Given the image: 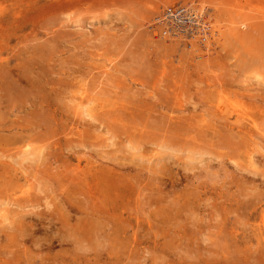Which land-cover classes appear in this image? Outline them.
Instances as JSON below:
<instances>
[{"label": "rangeland", "instance_id": "374dc122", "mask_svg": "<svg viewBox=\"0 0 264 264\" xmlns=\"http://www.w3.org/2000/svg\"><path fill=\"white\" fill-rule=\"evenodd\" d=\"M177 5L195 13L192 26L160 22ZM80 96L102 125L81 116ZM224 99L264 113V0H0V263L264 264V144L252 153L228 129L233 113L223 125ZM24 143L44 150L41 164L22 157ZM131 143L143 168L114 160L131 158ZM158 143L182 150L154 167ZM191 145L208 169L186 168ZM98 171L126 178L113 207L78 183ZM12 197L11 210L35 208L21 237L9 226Z\"/></svg>", "mask_w": 264, "mask_h": 264}, {"label": "bare ground", "instance_id": "6f19581e", "mask_svg": "<svg viewBox=\"0 0 264 264\" xmlns=\"http://www.w3.org/2000/svg\"><path fill=\"white\" fill-rule=\"evenodd\" d=\"M195 14V13H194ZM263 15V14H262ZM263 20V19H262ZM206 46V45H205ZM222 92V91H221ZM220 93V92H219ZM218 93V94H219ZM70 95V94H69ZM223 95V94H222ZM77 96V95H76ZM75 96V97H76ZM87 96H89L88 94H87ZM217 96V95H216ZM70 97V96H69ZM82 97H84V96H82ZM218 97V96H217ZM224 97V96H223ZM79 98V97H78ZM222 98V97H221ZM80 99V100H79ZM78 99V101L76 102L75 101V103L76 104H74V105H76V106H79V107H81V110H84L85 111V107L88 105V103L89 102H91L90 101V99H88L89 101L87 102L86 100H84L85 102H87L86 104H83L82 103V101H81V96H80V98ZM217 99V98H216ZM227 99V98H226ZM226 99H224V101H222V100H219L218 101V108L216 109V110H218L219 111V117H221L223 120H221L222 122L224 121V120H226V114L227 113H233L235 116V122L233 123H231V121H224L223 122V125L224 124H228V129L230 130V131H236V133H237V135L236 136H239L240 135V137H242V140H244V143L246 144V146H250V145H253V149H252V153L253 152H257L258 151V148L257 147H259L260 146V144H264V116L262 117H258V115L259 114H261V115H263L264 113L263 112H259L257 115H256V113H254L253 111H256V110H254V108L253 107H250V106H246V105H241L240 106V104L238 103V104H228L227 102H226V104L225 105H223L222 106V104L223 103H225V100ZM67 100V99H66ZM72 100V99H71ZM231 100V99H230ZM68 101H70V99H68ZM73 101V100H72ZM71 102V101H70ZM68 103V102H67ZM72 104V103H71ZM228 104V105H227ZM73 105V104H72ZM216 105H217V103H216ZM215 110V109H214ZM213 110V111H214ZM215 110V111H216ZM97 111H99V110H97ZM132 111H134V110H132ZM217 111V112H218ZM106 113V112H105ZM114 113V112H113ZM128 113V112H127ZM126 113V114H127ZM80 114H82L81 116L83 117V114L84 115H86L87 117H89V118H91L90 120L91 121H93V120H96V121H98V125H100L101 123H102V120L100 121L99 119L103 116H101L100 118H98L96 115H90L89 114V111L86 109V111L84 112V113H80ZM95 114V113H94ZM104 114V113H103ZM212 114V113H211ZM214 114V113H213ZM212 114V115H213ZM232 114V115H233ZM100 115V114H99ZM119 115V114H118ZM131 115V114H130ZM229 115V114H228ZM124 116V115H123ZM74 117V116H73ZM85 117V116H84ZM104 117V116H103ZM116 116H114V118H115ZM174 117V116H173ZM105 118V117H104ZM108 118V117H107ZM106 118V119H107ZM111 118V117H110ZM121 118V117H120ZM214 118V117H213ZM220 118V119H221ZM80 119V118H79ZM169 119V118H168ZM171 119V118H170ZM217 119V118H216ZM116 120V119H115ZM114 120V121H115ZM119 120V119H118ZM121 120V119H120ZM126 121H128L127 119H125ZM204 120V119H203ZM106 120L105 119H103V122H105ZM202 121V120H201ZM72 122V121H71ZM121 122V121H120ZM129 122V121H128ZM128 122H126V124L128 123ZM221 122V123H222ZM226 122H228V123H226ZM112 123V122H111ZM116 123V122H115ZM118 126H120L118 123H116ZM115 124V125H116ZM174 124V123H173ZM82 125V124H81ZM102 125V124H101ZM205 125V124H204ZM203 125V126H204ZM68 127V126H67ZM92 127V126H91ZM90 127V128H91ZM104 127L105 128H107V130L109 131V129H110V125L108 126V124L106 123V125H104ZM126 127V126H125ZM124 127V128H125ZM181 127V126H180ZM104 128V129H105ZM126 128H128V127H126ZM125 128V129H126ZM143 128H146V127H143ZM167 128V127H166ZM97 129V128H96ZM96 129H95V131H96ZM107 130H104L105 132L107 131ZM122 130V129H121ZM207 130V129H206ZM223 130V129H222ZM225 130V129H224ZM228 130V131H229ZM85 131V130H84ZM169 131V130H168ZM225 131H227V130H225ZM111 132V131H110ZM123 132V131H122ZM125 132H126V130H125ZM124 132V133H125ZM200 132V131H199ZM217 132V131H216ZM81 133V132H80ZM106 133H109V132H106ZM105 133V134H106ZM191 133V132H190ZM227 133V132H226ZM225 133V134H226ZM230 133V132H229ZM82 134V133H81ZM130 134V133H129ZM217 134V133H216ZM224 134V133H223ZM109 137H110V135L109 134H107ZM112 135V134H111ZM127 135V134H126ZM125 135V136H126ZM131 135V134H130ZM133 135V134H132ZM143 135V134H142ZM158 135V134H157ZM122 136V135H121ZM140 136V135H139ZM160 136V135H159ZM165 136V135H164ZM194 136H195V134H194ZM224 136V135H223ZM229 136V135H228ZM83 137V136H82ZM112 137V136H111ZM110 137V138H111ZM127 137H129V136H127ZM126 137V138H127ZM196 137V136H195ZM109 138V139H110ZM130 138V137H129ZM129 138H128V140H127V142L129 143L130 142V140H131V138H130V140H129ZM134 138V137H133ZM132 138V139H133ZM139 138V137H138ZM141 138H143V136L141 137ZM165 138V137H164ZM109 139H107L108 140V142H109ZM112 140V142L110 143L111 145H113V146H117L113 151H112V153H116V151H118L119 149H118V145L117 144H121V143H117V142H115L114 141V138H111ZM124 140H125V138H124ZM134 140V139H133ZM141 140V139H140ZM198 140V139H197ZM121 141H123V140H121ZM136 141V140H135ZM135 141H134V143H135ZM160 141H161V139H160ZM163 141H164V139H163ZM125 142H126V140H125ZM145 142V141H144ZM162 142V141H161ZM172 142H174V141H172ZM27 143H29V142H27ZM79 144H80V142H78ZM81 143H82V140H81ZM100 143V142H99ZM102 143V142H101ZM143 143V142H142ZM141 142H140V144H142ZM146 143V142H145ZM160 143V142H159ZM159 143H158V145H159ZM163 143V142H162ZM25 144V143H24ZM98 144V143H97ZM132 144L133 143H131L130 145H129V148H128V150H130L129 152L131 153V160L128 158L127 159V157L128 156H126V157H120L119 158V156L117 157V156H114L115 158H114V160H122L123 162H120L119 164L120 165H124V164H126V163H132L134 166H142L141 168H143V162H145V161H147L148 160V157H147V155L146 154H144V152L142 153L141 151H140V149H141V146H140V148H138V146L136 145V147H133V146H135V145H133L132 146ZM147 144V143H146ZM152 145H153V143H151ZM172 144V143H171ZM248 144V145H247ZM31 145V144H30ZM33 145V144H32ZM103 145V144H102ZM104 145H105V143H104ZM103 145V146H104ZM106 145H107V142H106ZM125 145V144H124ZM175 145V143L173 144V145H170V144H168V145H159V146H157V145H154V146H157V148H159V149H157L158 151L157 152H155V153H157V156L154 158V159H152V161H150L151 163H153L154 165V167H155V165L156 164H158V162H161L162 163V161H164V162H166L165 160L166 159H171L173 156H175V155H178V152H180V149L181 148H179L180 146L179 145H177V146H179V147H177V146H174ZM195 145V144H194ZM110 146V145H109ZM145 146V145H144ZM45 147V146H44ZM126 147V146H125ZM191 147H193V145H191ZM22 152H21V155H22V157H25V159H26V161H28L29 159L30 160H32L33 162L34 161H36V163H37V161L39 162V164H41L40 163V158H41V154H45L44 153V150H41L40 148L38 149H36V147L34 148V147H32V146H29L28 144H25V146L23 145L22 146ZM104 148V147H103ZM193 148H195V149H197V150H195V149H193ZM193 148H188L186 151L188 152V154H186L185 153V157H187V159H189V161L187 162V164H186V168L187 169H193V168H196L197 167V169L198 168H203V169H208L209 168V162H208V157L209 156H205V153H207V152H204L203 150H199L200 149V147L198 148V146L196 147H193ZM262 148H264V146L262 147ZM112 149V148H111ZM143 149H145V148H143ZM137 150V151H136ZM142 150V149H141ZM148 150V149H147ZM182 150V149H181ZM260 150V149H259ZM262 150V149H261ZM155 151H156V148H155ZM263 151V150H262ZM122 152V151H121ZM183 152V151H182ZM182 152H181V155H182ZM185 152V151H184ZM259 152V151H258ZM101 153V152H100ZM106 153H109V152H106ZM124 153V152H123ZM145 153H146V151H145ZM149 153V152H148ZM151 153V152H150ZM149 153V154H150ZM247 153V155H248V157L250 158V159H253L252 158V156H250V153H249V151L248 152H246ZM103 154H105L104 152H103ZM102 154V156H105V155H103ZM128 154V153H127ZM116 155V154H115ZM124 155H125V153H124ZM123 155V156H124ZM152 156H153V154H151ZM253 155V154H252ZM45 156V155H44ZM43 156V158H45ZM112 156V155H111ZM183 156V155H182ZM205 156V157H204ZM7 157H9V158H11L10 156H8L7 155ZM106 157V156H105ZM207 157V158H206ZM254 157V156H253ZM29 158V159H28ZM43 158L41 159V160H43ZM107 158V157H106ZM105 158V159H106ZM110 158V157H109ZM113 158V157H112ZM122 158V159H121ZM151 158H153V157H151ZM213 158V157H212ZM247 158V157H246ZM15 159V158H14ZM17 160H15V162L17 161L18 162V158H16ZM111 159V158H110ZM248 159V158H247ZM246 159V160H247ZM13 160V158H11V161ZM23 160V159H22ZM29 160V161H30ZM108 160V159H107ZM150 160V159H149ZM23 161H25V160H23ZM28 161V162H29ZM249 161V160H248ZM247 161V162H248ZM16 162V163H17ZM42 162V161H41ZM87 162V161H86ZM89 162V161H88ZM141 162V163H140ZM172 162V161H171ZM21 164H22V162H20ZM79 163V162H78ZM77 163V164H78ZM167 163H168V161H167ZM193 163V164H192ZM31 164H34V163H32L31 162ZM43 164V163H42ZM81 164V163H80ZM92 164V163H91ZM90 164V165H91ZM149 164V163H148ZM160 164V163H159ZM209 164V165H208ZM256 164V163H255ZM162 165H163V163H162ZM193 165V166H192ZM253 165H254V162H253ZM22 166H24L23 164H22ZM78 166V165H77ZM87 166V165H86ZM165 166V165H164ZM212 166H213V164H212ZM250 166V165H249ZM256 167H257V165H255ZM82 167V166H81ZM145 167V166H144ZM245 167V166H244ZM244 167H242V168H244ZM115 168V167H114ZM114 168H110L113 172H115L116 173V171H114L115 169ZM140 168V169H141ZM147 168V167H146ZM146 168L144 169V170H146ZM160 168V167H159ZM158 168V169H159ZM166 168V167H165ZM164 168V169H165ZM241 168V167H240ZM241 168V169H242ZM74 168H72V170H73ZM76 169V168H75ZM78 169V168H77ZM79 169H80V166H79ZM95 169H97V168H95ZM148 169H149V167H148ZM152 169V168H151ZM249 169H251V168H249ZM255 169V168H254ZM117 170V169H116ZM139 170V169H138ZM157 170V169H156ZM160 170H163V169H160ZM258 170V169H257ZM100 171H101V169H100ZM155 171V170H154ZM254 171H256V170H253V168H252V170H251V172L253 173V174H256ZM163 172V171H162ZM260 172V171H259ZM29 173V172H28ZM33 173L34 172H32V174L30 175L31 177H32V175H33ZM90 173V172H89ZM104 173L105 174H107L108 172H107V170L106 171H104ZM264 173V172H263ZM80 174V173H79ZM91 174H92V172H91ZM103 174V173H102ZM99 171H98V173L95 175V173H94V176L91 178V179H89V180H83L84 178H82L81 180H79V182L78 183H81L82 181L84 182V187H85V192L86 193H88L89 195H90V198L89 199H97L98 197H97V192H98V190L100 189V190H103L104 191V194H106L107 193V195L106 196H104V199H105V203H106V205L104 206V207H109L110 208V206L109 205H111V207H113V204H112V202L114 201V199H116L117 197H118V195L116 194V192L118 193V191H119V186H118V184L121 182V181H125V179H124V177L122 176V178L120 177V179L118 180V182L116 181L115 182V178H112V174H108L107 176H101L102 175ZM120 174V173H119ZM260 174V173H259ZM104 175V174H103ZM122 174H120V176H121ZM125 176V175H124ZM29 177V176H28ZM33 178V177H32ZM25 179V178H24ZM36 180L38 179V178H35ZM66 179H68V178H66ZM70 179H71V177H70ZM73 179V178H72ZM31 180V179H30ZM39 180V179H38ZM27 181V180H26ZM21 182V181H20ZM20 182H18V183H20ZM23 182V181H22ZM27 182H29L30 183V181H27ZM74 182V181H73ZM127 182V181H126ZM33 183V182H32ZM42 183V182H41ZM67 183V182H66ZM21 184V183H20ZM20 184H19V186H20ZM23 185V184H22ZM37 185V184H36ZM24 186V185H23ZM29 186V185H28ZM65 187V186H64ZM28 188V187H27ZM33 188V187H32ZM60 188H62V186L60 187ZM38 189H39V187H38ZM110 191H113V194L112 195H108V193L110 192ZM22 192V191H21ZM62 192V191H61ZM68 192V191H67ZM28 193V192H27ZM60 193V192H59ZM69 193V192H68ZM74 193V192H73ZM34 194V193H33ZM58 194V193H57ZM75 194V193H74ZM76 194H79V193H77L76 192ZM25 195H27L28 196V194H25ZM73 194H71L70 196L73 198V196H72ZM11 196V195H10ZM10 196H9V198H10ZM26 196V197H27ZM54 196V195H53ZM58 196V195H57ZM69 196V197H70ZM17 196H15V200L18 198H16ZM49 197V196H48ZM47 197V198H48ZM92 197V198H91ZM108 197V198H107ZM14 197H12L11 199H10V202L9 203H7V201H6V203L9 205L10 203H11V200L13 199ZM29 198V197H28ZM55 198V197H54ZM58 198V197H57ZM68 198V197H67ZM71 198V199H72ZM83 198V197H82ZM86 198V197H85ZM19 199V198H18ZM27 199V198H26ZM31 199V198H30ZM34 199V198H33ZM50 200H51V198H49ZM111 199H113V200H111ZM7 200L9 201V199L7 198ZM14 200V201H15ZM21 200V199H20ZM19 200V201H20ZM23 200H24V198H23ZM78 200V199H77ZM83 200H85L84 198H83ZM82 200V201H83ZM86 200H88V199H86ZM18 201V200H17ZM32 201V200H31ZM46 201V200H45ZM51 201H53L54 202V200H51ZM56 201V200H55ZM75 201V200H74ZM79 201V200H78ZM13 202V201H12ZM23 202V201H22ZM25 202H27V201H25ZM72 202L73 201H71V200H69L68 199V205L71 207V204H72ZM84 202H86V201H84ZM83 202V208H84V205L86 204V203H84ZM5 203V202H4ZM3 203V204H4ZM17 203V202H16ZM18 203H20V202H18ZM46 203V202H45ZM74 204H75V202H73ZM81 203V202H80ZM88 203V202H87ZM111 203V204H110ZM21 204H23V203H21ZM28 204V203H27ZM47 205H49V204H51L50 202H47L46 203ZM53 204V203H52ZM61 204V203H60ZM0 205H1V202H0ZM62 205V204H61ZM76 205H79V202H78V204L76 203ZM11 206H13V204H11ZM10 205L8 206V209H9V207H11ZM26 206V205H25ZM28 206V205H27ZM30 206H31V203H30ZM30 206H28L29 208V210L27 209V210H25V211H23L24 209H22L21 210V207H22V205H21V207H20V210L18 209V207H19V205L17 204V209L18 210H13V214L11 215V217H12V220H11V224H9V226L10 225H12V224H14V225H12L14 228H15V231H17L16 233L17 234H19V236L21 237L22 235L24 236L25 234V231L26 230H29V228L30 227H28V226H30V225H28V223L30 222V220H26V218H25V216H26V214H23V212L24 213H26L27 212V214L28 213H30V212H33L32 210L33 209H35L34 207H33V205L31 206L32 207V209H30ZM51 206V205H50ZM63 206V205H62ZM101 206V205H100ZM98 206L97 205V202H94V211H97V212H103V211H105V210H103L102 211V207L103 206ZM49 207V206H48ZM86 207H88L87 205L85 206V209H87ZM116 207V206H115ZM27 208V207H26ZM58 209H59V207H57ZM63 208V207H62ZM65 208V207H64ZM63 208V209H64ZM82 208V209H83ZM109 208H108V212H109ZM2 209H4V208H2ZM1 209V210H2ZM6 209V208H5ZM4 209V210H5ZM7 209V210H8ZM45 209V208H44ZM53 209H54V207H53ZM58 209H56V211L58 210ZM84 209V212L86 211ZM6 210V212H8V211H10L11 209H9L8 211ZM12 210H11V212H12ZM62 210V209H61ZM53 211V210H52ZM80 213H84V212H82L83 210H81V208H80ZM59 212H60V210H59ZM63 212H65V211H63ZM76 212V211H75ZM78 212V211H77ZM106 212V211H105ZM105 212H103V213H105ZM61 213V212H60ZM66 213V212H65ZM88 213V212H87ZM102 213V214H103ZM1 214H3L2 212H1ZM1 214H0V216H1ZM32 214V213H31ZM33 214H36V215H38V213L37 212H34ZM32 214V215H33ZM46 214H48V213H46ZM52 214H53V212H52ZM95 214V213H94ZM4 215V214H3ZM8 216H10V213L9 214H7ZM56 215V214H55ZM66 216H68L67 215V213L65 214ZM87 215V214H86ZM109 215V214H108ZM107 215V216H108ZM118 215V214H117ZM117 215H115V216H117ZM5 216V215H4ZM54 216V215H53ZM62 216H64V214L63 215H61V217ZM75 217H76V215H74ZM263 216V215H262ZM262 216H261V219H263L262 218ZM7 217V216H6ZM14 217V218H13ZM65 217V216H64ZM64 217H62V218H64ZM69 217V216H68ZM114 217V216H113ZM5 218V217H4ZM59 218V217H58ZM57 218V219H58ZM71 217H69V219H70ZM101 218V217H100ZM111 218H112V216H111ZM115 218V217H114ZM2 219H3V217H2ZM31 219V218H30ZM69 219H67V221H70ZM79 219V218H78ZM99 219V218H98ZM102 219V218H101ZM0 220H1V218H0ZM61 220V219H60ZM63 220H66V218H64V219H62V221ZM71 220H72V218H71ZM118 221H119V219H117ZM116 220V221H117ZM123 220V219H122ZM4 221H5V219H4ZM7 221H8V218H7ZM10 221V220H9ZM8 221V222H9ZM13 221V222H12ZM51 221V220H50ZM74 221V220H73ZM76 221V220H75ZM90 221V220H89ZM261 221H263V220H261ZM260 221V222H261ZM3 222V221H2ZM61 222V221H60ZM71 222V221H70ZM96 222V221H95ZM97 222H100V221H97ZM96 222V223H97ZM101 222H103V220L101 221ZM98 223V224H102V223ZM0 223H1V221H0ZM4 223V222H3ZM54 223V222H53ZM76 223V222H75ZM91 223V222H90ZM105 223V222H104ZM123 223V222H122ZM121 223V221H120V224H122ZM2 224V223H1ZM28 226H27V225ZM65 224V222L63 223V225ZM77 224V223H76ZM94 224V223H93ZM92 224V225H93ZM97 224V225H98ZM3 225V224H2ZM4 225H6V224H4ZM31 225H33V224H31ZM62 225V226H63ZM67 225H69V224H67V222H66V225L65 226H67ZM78 225V224H77ZM96 225V226H97ZM105 225V224H104ZM107 225V224H106ZM105 225V226H106ZM61 226V227H62ZM64 226V227H65ZM70 226H71V224H70ZM70 226H67V228H72V226L70 227ZM95 226V225H94ZM100 226V225H99ZM99 226H97L98 228H99ZM260 226V225H259ZM261 226H262V224H261ZM11 227V226H10ZM63 227V228H64ZM78 226H76L75 228H77ZM89 227H92V226H89ZM100 227H102V226H100ZM28 228V229H27ZM66 228V229H67ZM74 228V227H73ZM74 228V229H75ZM79 228V227H78ZM84 228V227H83ZM104 228V227H103ZM60 229V228H59ZM69 229H67V230H69ZM262 229V228H261ZM9 230V229H8ZM11 230H12V228H11ZM25 230V231H24ZM82 230V229H81ZM80 229H79V231H81ZM94 230H97V229H95V227H94ZM21 231H24V232H21ZM77 231V230H76ZM101 231V230H100ZM263 231V230H262ZM20 232V233H19ZM50 232V231H49ZM61 232V231H60ZM83 232V231H82ZM84 232H87V231H84ZM15 232H14V234H16ZM22 233V235H20ZM27 233H29V231H27ZM98 233H99V231H98ZM65 234H66V232H65ZM69 234V233H68ZM68 234H66V235H68ZM83 234V233H82ZM85 234V233H84ZM87 234V233H86ZM30 235H31V233H30ZM53 235H54V233H53ZM56 235V234H55ZM263 235V234H262ZM15 236V235H14ZM27 236V235H26ZM46 236V235H45ZM61 236V235H60ZM70 236V235H69ZM86 236V235H85ZM85 236H84V238H85ZM91 236V235H90ZM94 236V235H93ZM96 237V236H95ZM94 237V238H95ZM47 238H48V236H47ZM54 238V237H53ZM52 238V239H53ZM82 238V237H81ZM0 239H2V238H0ZM23 239H25V238H23ZM74 239V241H75V238H73ZM45 240H46V238H45ZM51 240V239H50ZM58 240V239H57ZM60 240V239H59ZM63 240V239H62ZM62 240H60V241H62ZM87 240V239H86ZM90 240H92V239H90L89 238V242H91ZM94 240V239H93ZM31 241H32V239H31ZM77 241V240H76ZM80 242H81V240H79ZM78 241V242H79ZM101 241V240H100ZM99 240H96V242H100ZM63 242V241H62ZM92 242H94V241H92ZM48 243V242H47ZM85 243V242H84ZM88 244V243H87ZM260 244V243H259ZM43 245V244H42ZM47 245V244H46ZM45 245V246H46ZM78 245V244H77ZM88 246V245H87ZM260 246V245H259ZM84 247V246H83ZM87 248V247H86ZM2 251H3V249H2ZM11 252V251H10ZM6 253V252H5ZM9 255V254H8ZM3 262V261H2ZM6 262V261H5ZM76 262V261H75ZM1 264V263H0Z\"/></svg>", "mask_w": 264, "mask_h": 264}, {"label": "built area", "instance_id": "2783aa9c", "mask_svg": "<svg viewBox=\"0 0 264 264\" xmlns=\"http://www.w3.org/2000/svg\"><path fill=\"white\" fill-rule=\"evenodd\" d=\"M195 16L196 15L191 12L189 6L177 5L175 7L166 8L161 16H159V19L160 22L179 30L181 27L192 26L197 21Z\"/></svg>", "mask_w": 264, "mask_h": 264}]
</instances>
